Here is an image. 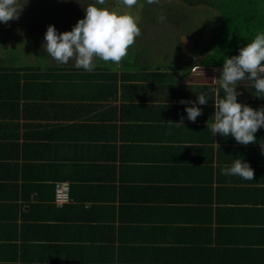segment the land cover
<instances>
[{"label":"crops","instance_id":"obj_1","mask_svg":"<svg viewBox=\"0 0 264 264\" xmlns=\"http://www.w3.org/2000/svg\"><path fill=\"white\" fill-rule=\"evenodd\" d=\"M202 46L146 44L124 70L97 61L43 79L0 56V264H264V128L248 145L213 136L223 60L207 63ZM235 90L264 108L252 82ZM238 158L253 180L222 174ZM59 182L71 199L60 206Z\"/></svg>","mask_w":264,"mask_h":264},{"label":"clouds","instance_id":"obj_2","mask_svg":"<svg viewBox=\"0 0 264 264\" xmlns=\"http://www.w3.org/2000/svg\"><path fill=\"white\" fill-rule=\"evenodd\" d=\"M106 0H96V4L104 5ZM131 8L138 0H121ZM148 4L159 3V0H147ZM28 4V0H0V23L7 24L17 20ZM142 7V5H141ZM84 18L78 20L69 32L57 33L54 26L47 27L43 45L46 52L57 62L68 64L75 61V67L91 72L95 68L94 58L119 64L127 55L128 49L134 44L136 37L141 35L138 18L130 14L110 11L107 7L88 4L84 7ZM264 33L239 50V55L223 59V68L219 79H212L219 85L214 101L213 123L211 132L224 137H233L236 143L248 145L256 143L255 133L264 128V108L252 109L237 102L240 95L235 89L240 81L252 82L256 93L264 97ZM197 64L192 67L197 70ZM224 93L221 98L219 91ZM209 97L197 95L196 104L205 105ZM181 103H188L181 101ZM193 104L186 107L189 121L195 122L202 114L199 107ZM180 124V123H177ZM219 148V145L216 144ZM222 174L236 175L244 180H253L254 171L242 159H235L231 168L222 169Z\"/></svg>","mask_w":264,"mask_h":264},{"label":"rangeland","instance_id":"obj_3","mask_svg":"<svg viewBox=\"0 0 264 264\" xmlns=\"http://www.w3.org/2000/svg\"><path fill=\"white\" fill-rule=\"evenodd\" d=\"M143 1L138 0L137 5L129 8L121 0H106L104 5L96 4V0H28L17 20L7 24L0 23V56H14L13 65L18 67L36 66L34 61L37 59L39 64L45 62L52 66L67 65L54 60L44 49L47 27L54 26L58 34L71 31L77 21L84 18V7L88 4L107 7L110 11L127 13L138 18L141 35L136 37L132 45L134 52V48H144L147 44V49L150 47L153 51L156 49L160 52L163 48L168 55H175L179 45L185 50L192 49L193 43L205 42L196 40L199 35L207 38L211 30H214L202 10L192 14L177 8L175 0H159L158 5H150L152 8L145 9ZM34 39L39 40L36 46L46 61L40 59L42 54L34 50ZM32 57L37 59L31 60ZM97 60L98 58H94V64ZM68 64L73 66L75 61L70 60Z\"/></svg>","mask_w":264,"mask_h":264},{"label":"trees","instance_id":"obj_4","mask_svg":"<svg viewBox=\"0 0 264 264\" xmlns=\"http://www.w3.org/2000/svg\"><path fill=\"white\" fill-rule=\"evenodd\" d=\"M175 6L182 8L192 14L202 10L207 19L208 24L211 26V33L207 38L203 35H199L196 40H203L202 48H204V59L207 63L215 64L219 60H223L225 57L231 58L239 55V50L245 47L248 43H251L258 34L264 33V0H175ZM144 8H152L148 4L147 0L143 1ZM153 6V7H154ZM149 13V12H148ZM30 40L31 36H30ZM36 42L32 43L38 53H41L36 46L39 40L34 39ZM195 43H193L194 45ZM201 48V47H200ZM133 46L128 49V55L119 63L120 69L124 70V65L129 58L133 55ZM42 54V53H41ZM44 55L40 56L43 60ZM96 69L99 72H113L110 68L112 62L105 63L98 59ZM39 63V62H38ZM137 60L134 61L136 65ZM135 68V66H134ZM26 79L33 76L35 71H44L40 75H35L39 79L49 77V73L56 72H84L82 68L75 66H48L45 62L40 63L37 67L27 66L23 68ZM32 73V75H31ZM112 76V75H110ZM52 77V76H50ZM58 79V76H55ZM25 79V80H26ZM112 80V78H110ZM62 81V80H57ZM20 77L17 75L11 78L9 81L8 100L19 96ZM5 91V90H4ZM16 105V103H15Z\"/></svg>","mask_w":264,"mask_h":264},{"label":"built area","instance_id":"obj_5","mask_svg":"<svg viewBox=\"0 0 264 264\" xmlns=\"http://www.w3.org/2000/svg\"><path fill=\"white\" fill-rule=\"evenodd\" d=\"M69 185L65 182H59L54 189V203L56 205H63L70 201Z\"/></svg>","mask_w":264,"mask_h":264}]
</instances>
